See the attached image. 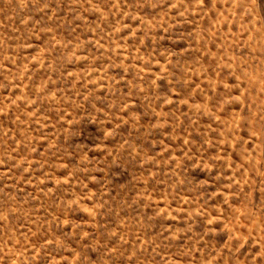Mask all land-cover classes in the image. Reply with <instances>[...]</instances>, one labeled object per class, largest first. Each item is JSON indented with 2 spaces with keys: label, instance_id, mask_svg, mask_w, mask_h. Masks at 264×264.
Instances as JSON below:
<instances>
[{
  "label": "rangeland",
  "instance_id": "rangeland-1",
  "mask_svg": "<svg viewBox=\"0 0 264 264\" xmlns=\"http://www.w3.org/2000/svg\"><path fill=\"white\" fill-rule=\"evenodd\" d=\"M0 264H264V0H0Z\"/></svg>",
  "mask_w": 264,
  "mask_h": 264
}]
</instances>
